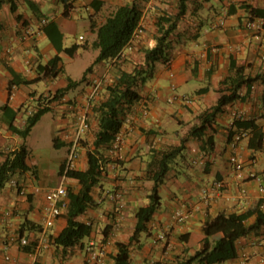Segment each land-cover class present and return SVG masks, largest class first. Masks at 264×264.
<instances>
[{
  "label": "crops",
  "instance_id": "1",
  "mask_svg": "<svg viewBox=\"0 0 264 264\" xmlns=\"http://www.w3.org/2000/svg\"><path fill=\"white\" fill-rule=\"evenodd\" d=\"M92 0H69L65 9L62 0H0V163L11 150L25 146L27 163L33 170L16 173L0 191V264H97L88 257L86 248L90 242L102 245L107 252V264H117L113 255L118 252V242H129L134 232L136 211L150 201L154 185L149 178V163L160 151L185 142V149L170 164L168 174L161 185V205L148 223V229L140 233L130 246L129 264H178L187 260L203 247L204 223L221 212L242 213L260 207L264 210V146L260 150L250 148V130H236L232 121L234 113L241 119L257 122L264 130V81L239 89L241 99L228 104L203 135L190 134L200 125L202 113L210 110L218 101L222 80L232 74L231 62L245 66V74H264V25L260 31L244 28L243 19L251 14L264 20V0H188L187 11L179 21L172 36V60L170 64L156 62L146 66L145 49L156 45L157 20L163 13L175 15L179 0H140L143 11L140 25L143 33L123 51L120 64L113 60L94 64L99 49L91 43L96 34L90 29L97 26L119 5L129 0H104L99 11L90 5ZM15 7V10L12 8ZM20 15V18H18ZM48 21L40 34L28 35V27L35 28L41 19ZM220 20L223 24L220 25ZM83 28L84 32H79ZM80 36H83L81 39ZM74 37V38H73ZM73 38V39H71ZM75 46L72 55L64 49ZM59 55L62 72L56 77H43L34 83H24L42 76L37 67ZM88 58L78 78L66 70V59ZM93 65L86 80L64 92V96L77 99L96 76L108 74L111 82L120 71L146 68L144 83L137 88L140 98L125 109L123 125L119 131L122 144L118 150L102 147L110 161L100 182L94 186V203L78 216V220L91 227V232L73 247L65 248L53 240L67 225V207L54 226L48 230L47 239L35 250L42 236V209L46 203L45 192L60 184L61 165L68 154V143L74 132V109L69 102H53L60 125L59 134L53 132L51 147L30 146L29 137L23 138L25 115L23 106L34 104L41 94H53L68 84V79L80 80L86 69ZM118 65V66H117ZM13 89V95L10 92ZM188 95L190 104L171 100L175 94ZM75 94V95H74ZM108 97L104 89L101 99ZM148 114L144 115V109ZM51 111V110H50ZM91 129L84 136L76 169L88 167V149H94L98 130V114L92 111ZM231 131H235L230 135ZM67 132V136L65 135ZM240 138L236 148L232 141ZM58 137L54 145V137ZM212 139L209 147L204 140ZM113 144V143H112ZM209 147V148H208ZM6 151V152H5ZM237 154L243 163L241 171H235L230 157ZM67 188L78 192L80 185L74 178L66 177ZM223 183L222 190L210 204L200 198L201 189L215 182ZM38 187L40 191H35ZM124 192V206L110 192ZM69 203V197H67ZM187 208L190 217L178 224L172 219L176 208ZM5 211L10 214L4 218ZM255 215L247 220L252 224ZM162 232L165 238H160ZM26 236L29 249L17 243H3L10 235ZM220 233L211 237L218 239ZM238 255L214 264H264V234L252 232L237 241ZM9 255V259L5 255ZM199 264V263H194Z\"/></svg>",
  "mask_w": 264,
  "mask_h": 264
},
{
  "label": "trees",
  "instance_id": "2",
  "mask_svg": "<svg viewBox=\"0 0 264 264\" xmlns=\"http://www.w3.org/2000/svg\"><path fill=\"white\" fill-rule=\"evenodd\" d=\"M65 4V9L70 8L69 0H62ZM104 4V0H92L90 5L95 11H99ZM188 0H179V11L175 14L163 13L157 20L158 35L157 43L153 47L145 49L146 66L151 68L156 62L168 64L172 60V48L174 35L179 21L186 14ZM13 8V6H12ZM15 10V7L13 8ZM143 11L141 9L140 0H129L125 4L119 5L100 26L96 25L95 21L91 22L90 29L96 34V39L91 43L94 48L99 49V54L94 62L115 60L125 48L131 47V39L136 28L140 25ZM20 18V15H18ZM76 47L64 49L69 55H72ZM123 59V56L120 57ZM61 57L56 55L46 64H39L37 70L42 73V76H37L32 80H23L24 83H34L41 80L43 77H56L62 72L60 66ZM115 63H119L114 61ZM231 62L232 74L222 80L220 88V97L217 103L200 116V125L194 126L190 134L200 136L204 134L207 128H213L216 118L224 112L225 107L241 99L239 89L243 86L251 87L254 82L259 80L264 81V74L250 76L245 74V66L235 65ZM118 66V65H117ZM93 65H90L83 77L80 80L68 79V84L63 89L57 90L51 97L50 102H54L68 91L86 80V75L92 70ZM146 68L135 67L133 71H120V74L114 81L106 85L105 89L108 97L105 100L99 101L93 111L98 114V130L94 140V149H88L87 159L88 167L86 170L76 168L69 169L65 172V162L61 165L60 175H66L68 178H74L78 181L80 189L78 192L68 188L69 203L67 205V225L53 240L57 245L65 248L73 247L80 242L85 236L91 232V227L86 223L79 221L78 216L82 214L87 207L94 203L92 190L96 186L106 168L105 164L110 160L104 155L102 147L112 145L116 135L119 133L125 116V109L130 107L132 103L140 98L137 90L141 86L147 75ZM50 107L38 108V111L27 118V123L20 135L26 138L32 127L39 121L42 115L50 111ZM236 130H250L252 136L249 139V147L260 150L264 146V130L254 120L236 118L232 123ZM235 131H231L233 135ZM54 145H57L58 137L53 139ZM204 144L212 145V139L204 140L201 147L205 148ZM208 147V148H209ZM185 149V142L180 145L171 146L166 150L160 151L157 158L149 163V178L154 185L149 195V203L142 205L136 211V226L130 238V241L118 242V252L113 255V259L117 264H129L130 246L138 239L140 233L148 229V223L153 218L155 212L161 205L160 188L168 174L171 162L180 155ZM28 150L25 146L7 152L6 159L0 164V191L5 187L16 173H23L33 168L27 163ZM255 215L256 220L252 224H247V220ZM204 242L203 247L198 250L193 256L187 260L180 261L178 264H214L221 263L230 259H234L238 255L237 241L252 232L264 234V210L260 207L248 209L242 213H224L221 212L214 218L206 221L203 226ZM220 233L218 239L212 240L211 237ZM30 245L26 246L29 249Z\"/></svg>",
  "mask_w": 264,
  "mask_h": 264
},
{
  "label": "built area",
  "instance_id": "3",
  "mask_svg": "<svg viewBox=\"0 0 264 264\" xmlns=\"http://www.w3.org/2000/svg\"><path fill=\"white\" fill-rule=\"evenodd\" d=\"M77 2H82L84 0H76ZM226 3L231 4L235 2L236 0H225ZM47 19L43 18L41 19L38 26L35 28L28 27L26 29V34L33 35V34H40L43 30L44 25L47 23ZM220 25L223 24V20H220ZM244 28L247 30H254V31H260L263 29L264 20L262 18H256L253 17L251 14H248L243 19ZM143 27L139 25L131 39V44L133 41H135L142 33H143ZM82 39L83 36H80ZM130 47V46H129ZM123 56V53H121L114 61L119 62L121 59L120 57ZM170 64V62L168 63ZM111 82V77L108 74H102L99 76L94 77L88 84V88L84 90V92L78 97H72L67 98L64 95L61 96L59 99L55 101V103L58 102H69L72 109H74V117H73V124H74V132L72 137L69 139L68 143V154L65 159V172L69 169L75 168L80 155H81V149H82V141L84 140V136L86 133L89 132L91 129V113L93 111V107L99 102L101 99L102 93L106 87ZM13 89L10 92V96L13 95ZM52 96L49 94H41L37 97L34 104H28L23 106V113L25 115L23 126L25 127L27 123V118L31 115H34L38 111V108L43 107H51L53 106V102H50ZM171 100H179L185 104H190L192 102V98L188 95H181L178 93H175ZM148 114V108L144 109V115ZM241 118L238 113H234V119ZM233 119V120H234ZM233 123V121H232ZM65 135L67 136V132H65ZM240 138V134H237L234 138V141H232V147L236 148V143ZM122 144V136L118 133L113 141L112 148L114 150H118L121 147ZM7 151H10L7 148ZM6 152V151H5ZM230 162L232 163V166L235 171H241L243 169V163L239 159L237 154H233L230 157ZM1 164V163H0ZM62 180L60 184L56 185L55 187H51L45 192V200L46 203L42 209V236L40 237V240L35 248L37 250L41 247V244L43 241H45L47 237V232L49 229H51L58 217L62 213V209L64 207H67L68 205V188L66 184V175H61ZM9 183L13 186L17 185V182L15 179H11ZM223 183L220 181L215 182L211 186H204L201 189L200 198L202 201L206 202V204H210L214 197L219 194L222 190ZM264 185H261V189H263ZM41 188L38 187L35 189V191H40ZM111 196L118 201V207L121 209L124 206V192L121 190H116L114 192H110ZM10 214V211H5L4 218L7 217ZM190 211L187 208H176L172 212V219L178 223L182 224L185 223L188 218L190 217ZM160 238H165L166 233L162 232L159 236ZM17 243L22 247H26L30 245V240L23 235H20L19 233H14L9 236V238L3 243L4 247L7 248L9 244ZM88 257L91 261L97 263V264H107V252L105 248L102 245L96 246L94 242H90V244L86 248ZM6 259H9V255H5ZM263 261H264V255H263ZM246 264V261L244 262Z\"/></svg>",
  "mask_w": 264,
  "mask_h": 264
},
{
  "label": "rangeland",
  "instance_id": "4",
  "mask_svg": "<svg viewBox=\"0 0 264 264\" xmlns=\"http://www.w3.org/2000/svg\"><path fill=\"white\" fill-rule=\"evenodd\" d=\"M79 32H84L83 28L79 29ZM74 38V37H73ZM71 38V39H73ZM88 58H82V59H76L73 61H69V59H66V70L68 73H70L73 77L78 78L82 72V68L86 64H88ZM75 95V94H74ZM75 97V96H72ZM51 111L46 112L43 115V118L41 121L33 128V132L31 136L29 137V144L30 146L34 147L35 145L37 147H43V148H49L53 150L52 144H51V137L54 134H59V128L60 125L55 123L53 118L57 117L56 110L53 109L55 107H50ZM85 145L84 140L82 141V147Z\"/></svg>",
  "mask_w": 264,
  "mask_h": 264
}]
</instances>
